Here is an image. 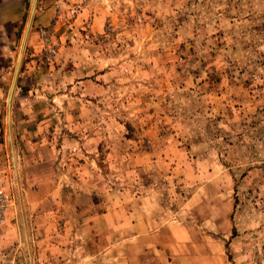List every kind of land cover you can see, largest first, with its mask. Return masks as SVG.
Segmentation results:
<instances>
[{
  "label": "rangeland",
  "instance_id": "1",
  "mask_svg": "<svg viewBox=\"0 0 264 264\" xmlns=\"http://www.w3.org/2000/svg\"><path fill=\"white\" fill-rule=\"evenodd\" d=\"M33 1L0 15V264H264V0Z\"/></svg>",
  "mask_w": 264,
  "mask_h": 264
},
{
  "label": "crops",
  "instance_id": "2",
  "mask_svg": "<svg viewBox=\"0 0 264 264\" xmlns=\"http://www.w3.org/2000/svg\"><path fill=\"white\" fill-rule=\"evenodd\" d=\"M32 0H1L0 2V15L6 16L5 19H3L2 23H5L4 25L10 24L11 26L16 25L22 17L27 15L28 11V2ZM35 1V0H34ZM33 1V4H34ZM33 6V5H32ZM35 6V4H34ZM33 9V8H32ZM50 10V9H49ZM47 10V11H49ZM47 11L41 14L39 17L40 21L46 20V14ZM33 12V11H32ZM31 14V13H30ZM1 30V28H0ZM115 244L111 245V264H119L118 263V249H115ZM96 264H104V254H97L95 256Z\"/></svg>",
  "mask_w": 264,
  "mask_h": 264
},
{
  "label": "built area",
  "instance_id": "3",
  "mask_svg": "<svg viewBox=\"0 0 264 264\" xmlns=\"http://www.w3.org/2000/svg\"><path fill=\"white\" fill-rule=\"evenodd\" d=\"M5 202L6 199L1 195V191H0V216L2 215L1 213L4 211V209H6Z\"/></svg>",
  "mask_w": 264,
  "mask_h": 264
},
{
  "label": "water",
  "instance_id": "4",
  "mask_svg": "<svg viewBox=\"0 0 264 264\" xmlns=\"http://www.w3.org/2000/svg\"><path fill=\"white\" fill-rule=\"evenodd\" d=\"M34 9H35V6L33 8V12H34ZM33 12H32L31 18H30V23H31V20H32V17H33ZM30 23H29V26H30ZM14 88H15V84H13L12 89H11V94H10V97H9L10 98V101H11V99L13 97ZM9 108H10V105H9Z\"/></svg>",
  "mask_w": 264,
  "mask_h": 264
}]
</instances>
